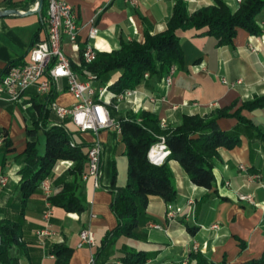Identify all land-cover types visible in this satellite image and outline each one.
<instances>
[{
  "label": "crops",
  "instance_id": "1",
  "mask_svg": "<svg viewBox=\"0 0 264 264\" xmlns=\"http://www.w3.org/2000/svg\"><path fill=\"white\" fill-rule=\"evenodd\" d=\"M68 1L81 26L80 47L88 42L98 53L118 49L123 42H142L145 33L164 31L176 0ZM185 1L190 13L214 4V0ZM223 1L236 10L235 0ZM35 8L36 0H0V10H16V13L0 16V77L11 64L26 61L32 45L46 38L44 2L39 11ZM256 23L261 30L259 34L238 28L232 42L221 45L207 32V27L177 30L184 59L171 83L167 85L162 76L153 80L148 74L137 87V95L119 104L116 113L148 110L159 121L164 119L168 126L179 125L184 115H209L217 109L226 110L228 115L219 118L218 125L225 131L238 126L240 141L232 148L218 150V156L212 161L214 181L210 188L193 183L176 160H169L176 199L165 202L159 196H150L135 235L119 236L122 241L118 248H113L111 255L105 248L97 255L95 264L120 260L129 251L150 254L145 264H182L183 260H190L193 243L213 262L225 260L236 264L261 256L264 250V138L261 136L264 134V106L254 109L241 106L247 100L264 95V8L256 15ZM92 24L99 30L95 39L87 37ZM64 49L73 66H79L80 54L69 45ZM120 73L121 70L116 69L105 82L94 80L92 84L114 83ZM53 87L55 102L68 105L73 101L64 79L53 82ZM34 98L41 102L43 97L31 87L16 102L0 99V132L4 136L0 145V175L8 179L5 186L0 185V221L14 225L18 235V242L12 244L7 254L16 264H54L51 248L62 244L72 249L68 264H89L91 251L101 250L107 232L116 225V219L108 210L111 193L104 189L109 191L114 172L116 174L115 159L126 157L121 132L106 128L98 133L102 146L100 187L94 188L93 178L88 177L83 187L80 189L79 182L77 188L85 209L76 213L53 206L51 233L37 236L36 231L46 225L43 219L45 196L37 187L22 199L20 174L26 144L37 142L40 152L44 148L43 131L32 134L27 131L37 120ZM236 110L259 129L244 130L233 115ZM71 127L75 129L72 133H80L70 122L68 128L71 130ZM93 141L90 136L78 140L86 145ZM240 165L245 170L240 169ZM71 167L69 159L55 164L48 176L53 193L57 191L53 185L55 178ZM85 167L87 170V159ZM250 174H258L257 181H249ZM115 184L124 183L115 180ZM236 191L251 194L255 204L239 200ZM169 212L172 218L167 217ZM153 224L161 228H152ZM84 227L94 233L92 250L88 246L77 247L79 231Z\"/></svg>",
  "mask_w": 264,
  "mask_h": 264
},
{
  "label": "trees",
  "instance_id": "2",
  "mask_svg": "<svg viewBox=\"0 0 264 264\" xmlns=\"http://www.w3.org/2000/svg\"><path fill=\"white\" fill-rule=\"evenodd\" d=\"M263 8L264 0H243L236 10L230 9L223 0H214L213 5L203 6L190 13L185 0H176L164 31L145 33L142 42L131 40L110 52H98L92 62L81 61L79 66L73 68L82 75L92 73L95 80L101 83L108 79L112 71L119 69L121 73L111 89L115 92L133 89L144 81L145 72L157 80L172 64L177 67L182 64L184 55L178 42L177 30L207 27V32L217 39L218 45L230 44L238 28L253 34L261 32L256 23V15ZM42 97L41 102L33 99L35 109H46V105L54 101L53 82L49 93ZM261 106H264V95L245 101L241 107L254 109ZM109 108L111 115L115 116L116 112L112 107ZM209 115L208 119L199 114L184 115L181 123L170 129L161 127L157 116L148 110L139 112L141 122L122 116L116 118L120 122L125 145L127 175L125 183L116 186L114 172L109 186V207L115 216L116 225L107 232L101 250L93 252L94 260L117 237L135 235L134 230L142 223L150 196H159L165 202L176 199L177 190L169 160H176L193 183L207 188L212 186V161L218 156L220 148H232L240 141V130L238 126L231 131L219 127V118L228 115L226 110L217 109ZM233 115L238 118V124L244 130L259 129L251 120L239 115L238 110ZM39 129H42L45 136L44 148L40 152L37 142L26 144L24 166L20 170L21 197L25 198L39 187L59 160L71 159L74 165L55 178L53 185L57 191L52 193L50 201L53 206H59L67 212L81 213L85 205L77 194V188L86 170V153L90 145L76 141L72 130L64 125H38L36 120L27 131L32 134ZM261 136L264 138V134ZM160 137L164 138L170 153L165 162L154 164L149 161L147 152ZM0 238V264H16L14 258L7 254L12 244L18 242L15 226L0 221ZM71 251V248L62 244L53 245L51 252L55 255L54 264H68ZM149 257L150 254L145 251H129L120 260L123 264H145ZM189 259L188 264H228L225 260L213 262L199 251H192ZM236 264H264V250L259 258Z\"/></svg>",
  "mask_w": 264,
  "mask_h": 264
},
{
  "label": "built area",
  "instance_id": "3",
  "mask_svg": "<svg viewBox=\"0 0 264 264\" xmlns=\"http://www.w3.org/2000/svg\"><path fill=\"white\" fill-rule=\"evenodd\" d=\"M242 1L235 0L236 9ZM43 2L46 7L44 19L47 36L44 40L32 45L26 61L8 66L5 73L0 77V99L16 102L31 87H35L38 94L45 96L49 93L52 82L64 79L68 91L77 99L76 103L71 107H60L55 101H52L47 105L57 117L68 119L80 133L91 132L96 135V140L87 149V170L82 173L81 179L86 180L88 177H92L94 188H99L102 146L98 140V133L106 128H113L117 132H121L120 122L111 115L109 107H112L117 112L119 104L135 97L138 89L136 87L115 92L111 89L112 82L95 86L92 84L95 80V76L92 73L82 75L75 70L71 57L65 52V45H69L72 50L80 54L81 61L84 63L92 62L96 58L97 53L88 42L84 43L83 48L80 47L79 31L81 26L77 21L74 7L68 0H43ZM98 32V28L92 24L87 37L95 39ZM249 48L254 50L252 46H249ZM176 71L177 66L172 64L162 75V79L167 85L171 83ZM147 77L148 73L145 72L143 75L144 80ZM223 82H226V80L223 79ZM150 100H153V97H150ZM27 105L29 106L30 104ZM159 124L163 128L167 126L164 119H161ZM3 138L4 136L0 132V145ZM169 153L170 151L164 138L160 137L159 141L149 148L147 157L154 164H162ZM240 169L245 170V167L240 165ZM258 177V174H250L248 180L257 181ZM7 180L6 176L0 175L1 186H5ZM39 188L45 196L43 219L46 225L44 228L37 230L36 235L44 236L51 233L50 227L52 226L53 205L50 201V196L53 192L51 180L48 177L44 178L40 182ZM236 193L239 200L255 204L251 194H242L237 191ZM167 217L172 218L173 214L169 212ZM154 227L159 226L154 225ZM212 227L216 228L217 225H212ZM94 245L93 231L89 227L82 228L79 231L77 247L88 246L92 250ZM192 249L194 252L199 251L198 244L193 243ZM188 263V259L182 261V264ZM89 264H95L93 251L90 253ZM100 264H123V262L119 259H112Z\"/></svg>",
  "mask_w": 264,
  "mask_h": 264
},
{
  "label": "rangeland",
  "instance_id": "4",
  "mask_svg": "<svg viewBox=\"0 0 264 264\" xmlns=\"http://www.w3.org/2000/svg\"><path fill=\"white\" fill-rule=\"evenodd\" d=\"M72 99L73 101L70 102V104L68 105H62V104H58V102H55L58 106L60 107H71L73 104L76 103L77 99L72 95ZM132 114H128V113H116L115 114V118L117 117H124L126 119H134L136 120L137 122H141V119L139 117V112L137 113H133L131 112ZM35 114H36V117H37V120H38V125H40L41 123L43 124H46L48 126H62V125H66V127L68 128V125H69V121L68 119H61L59 117H57L48 107V105H46V109H43L42 107H38V109L35 110ZM202 117H206L207 119L210 117V115H201ZM171 126H165L164 129H170ZM110 129V128H109ZM69 130V128H68ZM71 130L74 131L75 129L73 127H71ZM39 131L42 133V129H39ZM87 136H90L93 138V140H96V135L94 133H91V132H83V133H75L73 132V138L75 140H81L82 138L83 139H87ZM168 148V147H167ZM169 149V148H168ZM170 151V150H169ZM72 163V166L74 165V162L73 160L69 159ZM60 161V160H59ZM58 161V162H59ZM165 162V161H164ZM113 167L111 166V169ZM110 169V171H111ZM114 169L116 171V174H115V180L117 183H125L126 181V157H119V158H116L115 159V163H114ZM84 185V180H81L80 181V189L83 187ZM106 190L107 192L108 189H104ZM108 210L112 216V218L114 219L115 216L113 215L112 211L110 210V208L108 207ZM154 225H158V224H153L152 225V228H161L160 225H158L159 227H154ZM122 241V238L119 237L116 241H114L112 244L108 245L105 252H107L108 254L111 255V251L112 249H116L118 248V246L120 245Z\"/></svg>",
  "mask_w": 264,
  "mask_h": 264
},
{
  "label": "water",
  "instance_id": "5",
  "mask_svg": "<svg viewBox=\"0 0 264 264\" xmlns=\"http://www.w3.org/2000/svg\"><path fill=\"white\" fill-rule=\"evenodd\" d=\"M43 5V0H36V8L35 11H39ZM10 13H16L14 9L0 10V16H5ZM0 247H1V238H0Z\"/></svg>",
  "mask_w": 264,
  "mask_h": 264
}]
</instances>
